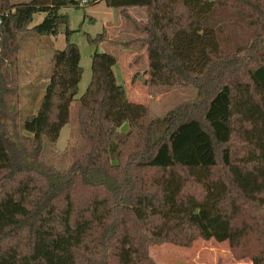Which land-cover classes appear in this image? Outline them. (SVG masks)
<instances>
[{
  "label": "trees",
  "instance_id": "trees-1",
  "mask_svg": "<svg viewBox=\"0 0 264 264\" xmlns=\"http://www.w3.org/2000/svg\"><path fill=\"white\" fill-rule=\"evenodd\" d=\"M83 1L0 0V264H156L152 246L197 238L228 241L264 264V0ZM100 1L142 34L121 45L145 47L146 84L194 85L203 97L180 103L155 138L149 106L118 82L116 57L95 50L77 112L83 145L61 170L40 155L69 124L83 77L61 9ZM132 7L146 9V20ZM36 13L45 16L31 26ZM241 24L252 31L234 45L231 27ZM63 25L67 45L54 51L44 95L24 124L32 137L17 136L38 161L26 165L1 133L8 123L19 129L21 36H56ZM106 36L88 37L97 46ZM257 233L259 248L240 250Z\"/></svg>",
  "mask_w": 264,
  "mask_h": 264
},
{
  "label": "rangeland",
  "instance_id": "rangeland-1",
  "mask_svg": "<svg viewBox=\"0 0 264 264\" xmlns=\"http://www.w3.org/2000/svg\"><path fill=\"white\" fill-rule=\"evenodd\" d=\"M12 3L28 2L30 0H11ZM68 17V28L72 30L69 41L78 45L81 52V66L83 77L79 84V93L71 104V120L61 131L56 142L46 141L40 159L52 164L61 170L68 169L73 162L72 151L83 145L80 135L77 112L80 106V98L87 89L92 78V54L95 50L106 52L116 57L117 63L114 67L118 82L122 84L131 101L147 104L151 115L155 119V138L163 132L166 119L173 109L180 103L203 97V93L194 85L180 86H150L145 83L148 68L145 47L140 43L124 47L123 40L132 38L128 33L134 29L133 23L120 15L119 9L107 6L105 1L95 4L81 6H68L61 9ZM132 17L146 18L147 12L144 8L129 9ZM45 14L36 13L31 26L40 23ZM109 27V28H108ZM107 32L106 40L100 45H94L89 37H95ZM67 26L63 25L56 36L32 37L29 34L21 36L22 50L19 54L20 82L22 85L20 98L21 118L19 129L16 131L12 124H7L4 136L11 149L19 152L20 157L26 165L36 164L37 158L31 153H23L17 138L20 136L32 137V134L24 128L25 121L36 114L40 101L44 95L46 85L53 71L52 57L55 50L63 49L67 45ZM135 30V29H134ZM230 33L231 43L234 45L244 43L248 40L250 31L244 25L232 26ZM121 33V36H116ZM138 37L142 34L137 32ZM133 39V38H132ZM120 40V41H119ZM232 44H228L231 46ZM138 76L133 82L134 74ZM128 124L121 127L126 131ZM238 140H236L237 142ZM239 153L242 149L236 144L234 148ZM261 234H250L243 239L244 244L240 250L251 251L259 248ZM254 249V250H253ZM238 250L233 251L228 241L218 242L215 239L206 240L197 238L191 246H182L173 243H163L150 248V255L156 264H254L251 255H237Z\"/></svg>",
  "mask_w": 264,
  "mask_h": 264
},
{
  "label": "crops",
  "instance_id": "crops-1",
  "mask_svg": "<svg viewBox=\"0 0 264 264\" xmlns=\"http://www.w3.org/2000/svg\"><path fill=\"white\" fill-rule=\"evenodd\" d=\"M134 7H132V8H129V9H133ZM136 8H139V7H136ZM119 11H120V15H121V9H119ZM122 16V15H121ZM147 18V17H146ZM146 18H140V20H146ZM109 28V27H108ZM133 28V27H132ZM131 28V30H133V31H130L128 34L134 39V38H137L139 35H137V32L134 30V29H132ZM121 36V33H119V35H117L116 37L117 38H119ZM132 38H130L129 40H131ZM120 41V40H119ZM123 42H126L125 40H123ZM79 108V107H78Z\"/></svg>",
  "mask_w": 264,
  "mask_h": 264
},
{
  "label": "built area",
  "instance_id": "built-area-1",
  "mask_svg": "<svg viewBox=\"0 0 264 264\" xmlns=\"http://www.w3.org/2000/svg\"><path fill=\"white\" fill-rule=\"evenodd\" d=\"M83 2H86V0H84ZM0 23H1V19H0Z\"/></svg>",
  "mask_w": 264,
  "mask_h": 264
}]
</instances>
